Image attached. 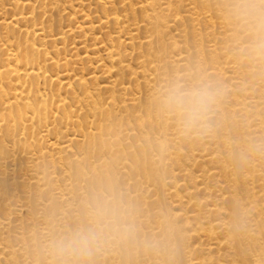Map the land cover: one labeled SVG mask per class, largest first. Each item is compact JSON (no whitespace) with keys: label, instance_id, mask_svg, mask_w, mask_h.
Instances as JSON below:
<instances>
[{"label":"bare ground","instance_id":"6f19581e","mask_svg":"<svg viewBox=\"0 0 264 264\" xmlns=\"http://www.w3.org/2000/svg\"><path fill=\"white\" fill-rule=\"evenodd\" d=\"M8 1H11V0H8ZM224 1L225 0H223V2ZM15 2H14V4H15ZM103 3H105V2H103ZM224 3H226V1ZM167 4L169 6L168 2H167ZM21 5L22 4H20V6ZM30 7H31V5H30ZM158 8L165 9V10L169 9L166 6H163V2L160 0H146L145 1V11H146L145 12V19H142V21L144 22V26L148 30H151V32L148 35V39H147L148 43H151L153 40L163 41L166 38V35H168L166 29L169 30L172 28V21L176 22V18L171 19L170 18L171 16L168 17L167 13L158 11L157 10ZM20 9H21V7L18 8V10H20ZM201 9L203 10V8H201ZM223 9L224 8H222V10ZM109 10H110V8H109ZM169 12H171V10ZM195 12H197V11H195ZM223 12H224V10H223ZM29 13H30V8H29ZM200 13H201V11H200ZM200 13L198 14L199 16H200ZM19 14L20 15L14 19H11L9 21L4 20L2 22L4 24V27H5L4 29L7 32V35H6V33H4L7 36V38L3 39V37H2V39H1L2 45L0 43V47L2 46V48L4 50H6V52H4V54L6 53V57L0 58V159L2 160V163H3V161L4 162L7 161L8 163L10 162L11 165L13 164L14 167L17 166L16 168H13V165L12 166L10 165L14 169V170L10 169L11 171L13 170L14 175L15 174H20V175L22 174L25 177L21 178L22 175L21 176L15 175L13 178H11L12 181L9 178L7 180L6 176H3V174H2V173H4V174L6 173V169L5 170L2 169L1 166H3V164L0 165V203H1V201L4 202L6 200H9L8 203H6V204L4 202L5 208H9V211L6 210L4 213L7 212V214H5V216H3V217H1L3 214L0 215V233L1 232L3 234L6 233V235L3 236V240L5 242H3V240L1 239L2 243H4L3 247H2L4 250L2 252V248H0L1 252H2V254L0 253L2 255V256H0V260L3 258V260L5 259V262L7 260L6 263H8V260H10L12 262V264H22V263H20L21 261L17 258V256L20 257L22 254L20 256L16 255L15 249L17 248V246L12 245V242H10L11 240L9 238L11 236L8 233L10 230L11 223H16V221L13 222V219L11 218V215H10L12 213L13 207L16 206V205H13V203H12V197L19 195V194H24L25 196H27L29 198L32 196L31 199L35 198V201L36 200L38 201V202L36 201V203H39L43 199L42 195L44 194V196L46 197L45 193H47V194L49 193V195L47 196L48 198H46L47 202H46V204L43 203L45 206L43 209H41L44 217L41 218L42 214H40V217H38V218L36 217V219L41 218V220H45L43 225L40 224L41 223L40 220H39L40 223L36 222L37 225L35 224V222L30 224L31 226L29 225V223H28V225H26L27 224L26 221H29L27 219H33V213L34 212L32 213V218H31L30 212H32V211H30L29 212L30 215L28 216L27 219L22 218L23 221L26 220V221H24V223H26L25 225L30 227V228L27 229L26 226L24 225V223L23 224L21 223V225L16 223L17 224V225L15 224L16 227L14 226L15 228H18V229L20 228L21 237L23 236L22 238H24L25 235L29 234L30 240L34 239V241H33L34 243L39 242V245L42 246L41 252L44 253V257H43V255H40L43 253H39L36 250H35L36 252H31L30 254H28L29 253L28 251L30 249H31V251L34 250V249H32L34 243H31V241L29 242L28 238H27L28 243L26 241H24L23 243L19 242L21 245H23V246H20L21 247L20 250L23 249V251H25V252L27 251V254H28L27 256H25L26 262L24 260H22V261H24V264H39L40 263L39 255L43 257V263L42 264H52L51 258L49 256H47L44 252V241L53 235L70 231V228L67 226V224H65L66 223L65 221H67L66 219L71 214H72L71 218H73V216H74V218L76 217L74 222H75V224H77V227L84 224L86 221V212L88 210V208H86L87 198L90 197L94 201L95 198L99 195H105V196H109V197L115 196V197H118L119 199L125 198L127 200V202L129 203L128 207L130 209L132 219L136 220L137 218L139 219V217L144 218V220H146V222H148V224H149V225L147 224L149 226V228L147 227L146 229H148L150 233L148 231H147V233L151 234L154 239H156L155 237H159L158 235H162L164 237V238H162L163 240L161 239V248L159 251H152L151 250L154 254L152 255V253L150 252L151 253L150 257H147V256L144 257L142 255L143 256V260H142L143 264H194V262H195V264H199V263L201 264L202 262H203V264H233V263L240 264L243 260H247V258L252 261V264H264V217L260 216V214L264 210V206H262L263 201H261L263 199L257 200V194H256L257 192L254 190L255 186L253 185L254 184L253 182H255L253 180H255V179H254V175H253L252 169H251V166L254 167V162H255V164H257V163L255 160L256 158H255L254 154H248V153L244 152V149L249 144V142L253 141L250 139H246L247 137L245 138V136H247L248 134L250 135L249 131L251 132L250 128L252 126L255 125L254 126L255 129H256V127H259V129H257V131H255V130L254 131L258 132L259 135L262 137V138H259L260 140L261 139L264 140V120L262 118V117H264V104L262 106L261 105L262 103H259L257 100H254V99L249 100L247 102V99L245 98L246 101H240V100H238V97H236L235 90H233V88H232L231 89L232 91L231 90L230 91L233 93V95H231V96H233L234 98L231 99V97L228 96L230 98H228L229 100L228 101L226 100L227 101L226 102V101L222 100L221 97H219V102L215 106L214 110L212 111V113L210 115L209 123L211 124V131L208 132L209 134L208 133L207 134H208V137L210 136L209 140H212L213 145L215 144L216 147L213 150L212 157H210V158L208 157V159H210V161H207V160L206 161L207 162L215 161L217 163H220V166L218 165L219 166L218 169H220L221 175L224 178L222 181H220V180L219 181L224 183L223 185H224L225 189L227 188L226 191L229 194L228 200L231 202V205L227 206L226 204H224L225 201H223V202L219 201L221 203L216 202L214 204L215 201L213 200L214 202L210 201V203L211 204L213 203V205L216 206V208L219 212V215H220V213H222V211H224L223 214H225V213H226V215L230 214L231 216H234V218L232 217L233 219H237V220L239 219L243 223L240 222L239 224H234L233 221L230 223V220L227 223V221L222 218L226 222L223 223L224 225L222 224L223 225L222 227L220 226V224H218V226H220L221 228L224 227V229H226L224 231L227 234L226 240L223 239L225 237V234L223 232H221V233H223V235H224L223 236L220 233V231L218 233H220L222 235V238L219 235H217V238L220 237L221 241L224 240L227 242V243L224 242V244L225 243H226V245L228 244L225 257L222 254V256H216V258H214V259L213 258L209 259L210 256H208L207 254L209 252H211L212 249L214 248V246L212 248V245H211L208 248L207 254L205 253V256L206 255L208 256V259H207V257H203L202 262H200L199 257H202V255L198 254L199 256H197L196 255L197 253H196L195 254L197 256L196 258H198V261H199V263H196L197 259L194 261L190 255H187V253L190 252V250L193 251L192 249H190V247L195 246L197 244V241L193 240L194 245L190 246L189 243H191V240H189V239L193 238V237H194V239L199 238L198 242L201 243L200 242L201 238L204 237V240H205V236H206L207 240H205V241H209L208 239L212 238V236H214V234L216 233L215 228L217 227V225H214V223L210 224V221H208L209 219L207 217L205 218V212L207 213V211H205V210H207L206 208L203 210V211H205L203 213H202L201 208H197V205H195L196 211L192 210V212L188 211V210H184V208H183L185 206L184 204L187 203V202H185L186 198L182 195V194H184L183 191H182L183 193L181 195H180V192L178 193V191L183 189V188L185 190L188 189L187 190L188 193L186 194L187 198L188 197L189 198L194 197L197 194H199V192L201 191L200 188L198 187L199 183L204 182V181H199L197 175H194L193 173H191L190 170H188L187 168L182 167L183 162L188 163L187 161H190V160H191V162L193 161V164H194V160H192V159H195V157L197 156V154L194 152V149L191 150V148H190V150H188V152H184L183 145L181 143V141H183L184 139H187V137H190L191 133H184L180 129H178V130L176 129V132L173 133V137L170 138L167 135L168 134L167 130L171 126L168 119L171 116L168 117V115H166L167 118H166V116L163 117V115H162L163 110L160 111V107H159L160 104H159L158 96H160L162 94V92L168 87V85H166V83H164L165 87H160L159 89L155 88L157 90V92H156L157 96L151 98V100H150V102L154 103L155 105L153 106L152 104H149L148 108H145L144 110H142L141 107L129 108L128 104L125 102H123L120 105H116L118 102H120V101L115 99L117 97L116 95H110L109 100L107 102H105L101 99L100 95L91 92L89 90V87L86 85V82L83 81L81 78H78L77 80H74L71 82L70 81L64 82L63 81L64 75L62 77L60 74H53L50 72L48 73V66L52 67L53 64L59 65L58 64L59 60L53 59L52 64L43 63V60L40 59V57L43 56L44 57L43 59H48V58H45L47 55V52H48L47 49L42 47V45H36L35 43L31 42L29 36H28V39H26L24 41H16V40L12 41V39L16 37V31H18L17 30L18 27L15 26V23H18L22 20H26V21L28 20L29 21L27 16H24L22 12ZM170 14H172V13H170ZM222 15H220V17ZM118 16H121V15H118ZM118 16L114 15L113 20L116 23H123ZM207 17H209V16H206V18ZM224 19H226V20H224L225 25L230 24L226 17H224ZM126 21H127V18H126ZM194 21H196V20H194ZM212 21L214 22V19ZM0 22H1V20H0ZM31 22H33L32 19H31ZM211 25H212V23H211ZM114 26H115V24H114ZM86 29L88 30L90 28L87 27ZM116 29H118V28H116ZM25 30H26V28L23 30V32ZM83 30H85V29H83ZM127 30H129V28ZM181 30H180V32H181ZM204 30L205 29H203V31ZM206 30H207V28H206ZM0 31H2V30H0ZM123 31H125V30L123 29ZM27 32L32 36L38 35L37 29L27 30ZM131 32L132 31H130V33ZM210 32H209V35H211ZM43 33H44V31H43ZM128 33H129V31H128ZM212 33H213V31H212ZM199 34H200V32H199ZM212 35H215V34H212ZM234 35H236V34H234ZM119 36H118V38H119ZM178 36H180V35H178ZM229 36H231V35H229ZM135 37H136V35H135ZM145 38H147V37H145ZM185 38L186 37H184V39ZM237 38L240 39V37H237ZM112 40H115V39H112ZM168 40H169V38H168ZM181 41H183V40L174 38L173 43H172L174 48L178 49L177 47L180 46L179 44ZM192 41L194 44V45H192L193 46L192 49H194V51L196 52L195 54L200 55V54L204 53V46H202V44H200V43H197L196 40L192 39ZM222 41H224V38ZM232 41H234V40H232ZM237 41L238 40H236V43H237ZM238 42L240 43L241 41H238ZM116 43H115V45H116ZM139 43L140 42H138V46H140ZM190 43H191V41H190ZM241 43H243V42H241ZM121 44H122V42H121ZM169 44H170V46H172L171 43H169ZM216 44H217V42H216ZM160 45L156 48L153 47V49H152V52H154L153 55H155L156 57H159L162 55L165 56L166 47L164 45H161V46ZM184 45L187 48V45L185 42H184ZM131 46L134 47V45H131ZM135 46H137V45H135ZM147 46L149 49V46H151V44L146 45V47ZM208 46H206V47H208ZM214 46H215V44H214ZM237 46H239V45H237ZM209 47H211V46H209ZM59 49H61V47ZM187 50H185V52ZM121 51H122V49H121ZM219 51H220V48H219ZM138 52H142V50L138 51ZM147 52H148V50H147ZM209 52L211 54V61L214 62L215 64L217 63V65L211 66L209 64L208 66H211V67H206L204 65L205 63L203 61H200L197 63L199 74L200 73L205 74L204 76L206 77V74H210V72H211L213 74L218 75V77H220V78L223 77L224 79H226L225 74L227 71L229 72V70H228V67L226 68V66L221 65V58L223 56L221 58H219L221 55H219V52H217L216 46H215V48H210ZM49 53H48V55H49ZM116 53H119V52H116ZM116 53H114L115 55H113V53H112L108 57V60L109 59L111 60V57H112V63L115 61V64L118 62V65H119L120 61H117L118 58L115 59L113 57V56L118 55ZM239 53H237V54H239ZM222 55H224V53H222ZM51 56H52V54H51ZM179 56H180V54H179ZM186 57L187 56H185V58ZM197 57H199V56H197ZM208 57H210V56H208ZM149 58H151V57H149ZM123 59H125V58H123ZM159 59H160V57H159ZM194 59H195V57H194ZM71 61H72V59H71ZM153 61H156V60H153ZM153 61H151V62H153ZM182 61H183V59H181L180 62H182ZM186 61H189V59H186ZM240 61H241V59H240ZM172 62H174V61L172 60ZM223 62H224V60H223ZM140 63L143 65L142 62H140ZM42 64L43 65L46 64V67H44V69H42ZM69 64H71V63H69ZM110 64H111V61H110ZM193 64H195L194 61H193ZM126 65L127 64H125V67H126ZM129 66L131 67V65H129ZM146 66L148 67L149 63H148V65L146 64ZM161 66L159 65L160 70H163V67H161ZM262 66H264V65H262ZM262 66H261V68H262ZM259 67L260 66L258 65V68ZM131 68H130V70L133 71V68L132 69ZM144 68H146V67H144ZM68 69H69V67H68ZM152 69L153 70L157 69V63L154 65V67H152ZM121 70H122V68H121ZM188 70H190V69H188ZM252 71H253V69H252ZM114 72H117V71H114ZM134 72H135V70H134ZM230 72H231V70H230ZM121 73H122V71H121ZM164 73H165V71H164ZM191 73L187 72V74H185V75H187V76L189 75V77H190ZM255 73H257V72L255 71ZM260 73H262V72L261 71L259 72V75L261 76ZM82 74H84L83 70H82ZM85 74L88 75L87 73H85ZM128 74H130V71ZM143 74L148 75V76L152 75L150 73L145 74L144 71H143ZM162 74H160V75H162ZM166 74H167V72H166ZM248 75L249 74H247V77H249ZM119 76H122V75H119ZM157 76H159V75H157ZM171 76H173L176 81H179L180 79L182 81V78L180 77L181 75L178 71H176L175 74H172ZM187 76H186V78H187ZM237 76L234 75V77L239 78ZM169 77H170V75H167V79H169ZM200 77H201V75H200ZM205 77H204V79H205ZM247 77H246V80H247ZM72 78H73V76H72ZM217 78H216V80H217ZM240 78H242V77H240ZM93 79H92V81H93ZM151 79H153V78H151ZM164 79L166 80V76ZM173 79H172V81H173ZM41 80L43 82L49 84V86H48L49 91L46 93L44 92V90H46V89H44L45 87L43 86L44 87L43 92L45 93V96L40 93V90H39L40 86L38 88L39 81H41ZM228 80H230V79H228ZM262 80L264 82V75H263ZM159 81L161 82V80H159ZM205 81H207V80H205ZM36 82H37V86L35 85ZM110 82H112V81H110ZM165 82H167V81H165ZM240 82L241 81H239L236 84L234 82L235 86H233V87L234 88L238 87V89H239V86H240L239 84H241L242 85L241 90L246 91V86L244 85V82H241V83ZM219 83L221 84L220 81H219ZM96 85H98V84H96ZM121 85H123V84H121ZM252 85H254V84H252ZM222 86L223 85H221V87ZM262 86H264V84H262ZM109 87H111V86H109ZM112 87L115 88L116 84L113 83ZM112 87L110 89H112ZM129 87H130V85H129ZM154 87H156V86H154ZM121 88L122 87L120 86L119 91H121ZM229 88H231V87H229ZM62 89H64V91ZM225 89H226V87H225ZM227 89H226V91H227ZM145 90H147V89H145ZM119 91H118V93H119ZM135 91H138V90H135ZM259 91L261 92V89ZM38 92L40 93V95H43V96L39 97ZM41 92H42V90H41ZM69 92L71 94H69ZM224 92L225 91L220 90L221 94ZM236 92H238V91H236ZM238 93H237V95H238ZM120 94H123V90H122V93H120ZM243 94L244 93H242V95ZM153 95H155V94H153ZM146 96H148V95H146ZM262 97L260 99L264 98V97L263 98ZM119 98H117V99H119ZM123 98H124V94H123ZM224 98L226 99V97H224ZM104 100H106V97L104 98ZM126 100H127V98H126ZM146 101H147V99H146ZM138 103H137V106H138ZM228 103H230V104H228ZM263 103H264V101H263ZM109 104L111 106L110 108L108 107ZM237 105H239V106H237ZM112 106L119 108L120 112L119 111L114 112L113 111L114 108ZM248 106L255 108V110L253 109L254 111L252 113H253L254 117H258V121L253 120L254 124H253V122L251 123L252 120L251 121L248 120V117H251L250 116L251 113H249L250 111H248ZM79 110L81 111L80 113L77 112ZM135 111H138V112L135 113ZM237 112H240V113L242 112L241 114L245 115L244 118L248 121V123L246 125L247 129L245 128L246 130L243 129L245 126L244 127L241 126V128L243 127L242 129L244 131H246V133H242L241 132L242 129H239L240 128L239 125L242 124L240 122L243 121L244 119L240 120V122H239V119H242L241 118L242 115L240 114L241 117L239 116L240 118L238 117L239 118L238 119L237 118ZM137 113H139V114H137ZM175 125H176V123H175ZM69 126L71 127V130H72V132H70V133L68 132ZM176 126H174V127H176ZM238 126H239V128H238ZM254 127H253V129H254ZM64 128L66 129L65 132H63ZM43 131H46L48 134L53 133L55 139L52 142H47L45 140L46 138L44 139ZM172 131H173V129H172ZM252 133L254 134V132H252ZM194 134H195V132H194ZM207 134L205 135V137H207ZM193 137H197V135L193 136ZM204 138L202 139L203 142H204ZM250 138H251V136H250ZM193 139H195V138H193ZM49 140H52V139H49ZM189 140H190V138L188 139V141ZM191 141L193 143L194 142L196 143L197 140L196 141L191 140ZM200 141H201V137L199 138L198 142H200ZM205 141H206V139H205ZM203 142H201V143L203 144ZM207 142H204V143L207 144ZM63 143H65V144L62 145ZM208 145H210V144H208ZM211 146H212V143H211ZM188 147H190V146H188ZM192 147H193V145H192ZM199 147H201V146H199ZM201 150H202V148H201ZM209 151H211V150L209 149ZM208 152H207V154L210 153V152L209 153ZM185 153H186V158L183 159L182 156H184ZM202 157H203V155H202ZM258 157H257V159H258ZM197 160H199V159H197ZM206 161H204V162H206ZM259 161H260V163H262L261 159ZM4 166H3V168H4ZM185 166H187V165H185ZM260 166H262V165H260ZM167 167L168 168L170 167V172L167 176H164V172L162 173L161 168L165 169ZM17 168L19 171H22L21 169H23V172L17 171ZM58 169H59V171L61 170L60 177H62V175H63V177L65 178V176H66L67 179H69V181L63 183L62 180L59 179V176L52 175V173H56L58 171ZM204 169L206 170L205 167H204ZM263 170L264 169H262V171ZM187 171H189V172H187ZM209 171L207 170V171H205V173L206 172L210 173ZM197 172H199V170ZM62 173H64V174H62ZM201 173H203V172H201ZM219 173L220 172H218V174H217L218 176H219ZM9 175H10V173H9ZM207 175L204 174V178ZM11 176H12V174H11ZM120 176H123V183L121 185H120V180H119ZM181 176L185 177V178L189 177L186 179L192 180L191 186H187L186 183L181 182V181H180L181 182L180 183L179 178ZM256 176H258V175H256ZM209 177H210V175H209ZM212 177H214V176H212ZM259 177H264V176L260 175ZM64 178H63V181H64ZM166 178L168 180H170L172 189H169L170 187L168 189L165 188L163 182ZM31 179H33V180H31ZM59 180H61L62 183H60ZM150 180H152L151 183H149ZM153 181H154V183H153ZM161 181H162V188L160 187ZM213 182H214V180H213ZM152 183H153V186H151ZM168 184H170V183H168ZM217 184L220 185L221 183H217ZM130 185L134 186V188H135V190L133 192L129 191ZM201 185H202V183H201ZM211 185H213V184H211ZM223 185L221 187H219V189L222 188ZM259 185H258V189H260ZM214 188L215 187H213L212 189H214ZM262 188H264V187L262 186L261 189ZM155 189H157L158 192H154V191H157ZM84 190H86V191L84 192ZM161 190H162V199L158 200V198L160 196H158L159 194H157V193H159ZM214 190H218V188H215ZM203 191H204V189H203ZM203 191H201L202 194H203ZM260 191H258V192H260ZM216 192H218V191H216ZM211 193L212 192H210V194ZM206 194L208 195L209 193L207 192ZM210 194L208 196H211ZM175 195L177 197L174 199V202H175V204H174V202L172 200H169V199L173 196L175 197ZM258 195H259V193H258ZM204 196H205V193H204ZM215 196H216V194L214 191V195L211 197L214 198ZM222 196L223 195H221L220 197H222ZM262 196H263V194H262ZM36 197H39V198L41 197L40 198L41 200H38V198H36ZM29 198H27V202H28ZM167 198H168V200H167ZM207 198H209V197H206V200H207ZM263 198H264V196H263ZM14 199L17 201L19 199V201H20V198H18V197H15ZM46 199L44 198V200H46ZM24 200L25 199L23 197V200L21 199V203ZM194 200H195V198H194ZM215 200L217 201V199H215ZM190 201H188V203H187L188 205H189ZM204 201L202 199L203 203H204ZM259 201L261 204L259 203ZM14 202L16 203V201H14ZM27 202H26V204H27ZM42 202H41V204H42ZM127 202L125 201L123 203L125 204ZM90 203H92V202H90ZM128 203H127V205H128ZM156 203H158L157 204L158 206H159V203H160V206H162L161 204H163V206H164L163 209H161L162 207L161 208L158 207V210H153V209L157 208V207L152 208V206H155ZM200 203H201V201H200ZM19 204H20V202H19ZM39 204H38V206L40 208L41 204L40 205ZM190 204H198V202L197 203H190ZM12 205H13V207H11ZM24 205L25 204H23L21 206H24ZM80 205L84 206V208H85V210L83 211V214H81L79 212L75 213V211H77L76 210L77 207H79ZM213 205L210 206V207H213V210H211L210 207L208 206L209 212L214 211ZM35 206H37V205L35 204ZM38 206H37V211H39ZM88 206H89V204H88ZM199 206H201V205H199ZM25 207H26V209L29 208L27 206H25ZM41 207H42V205H41ZM192 208H194V207L192 206ZM202 208H204V207H202ZM31 209L34 210L35 207H34V209L33 208H31ZM16 210L14 212H16ZM190 210H191V208H190ZM0 211H1V208H0ZM215 212H217V211H215ZM18 213L16 212V214H18ZM14 214H12V215H14ZM219 215H218V217L221 220V217H220L221 215L220 216ZM16 216L14 217V220H17V219H15V218H17ZM213 216H215V215H213ZM213 216H212V218H213ZM227 217H229V216H226L225 218L228 219ZM219 218H216V219H219ZM36 219H35V221H37ZM138 219H137V221H140ZM213 219H215V218H213ZM213 219L211 221H213ZM152 220H154V222H153L154 225H152L150 227V225L152 224L151 223ZM205 220H207L208 225H210L208 228H207L208 225L206 224ZM223 220H221V221H223ZM215 221L216 220H214V222ZM29 222L31 223V221H29ZM138 223L139 222H137V225H138ZM217 223H219V222H217ZM217 223H215V224H217ZM135 224H136V222H135ZM137 227H140L138 229L139 230L138 232L139 233H140V231L143 232V235L145 236L146 232L143 231V229L141 230L142 223H141V226L139 223V226H137ZM145 227L146 226H143L144 230H145ZM220 227H218V228H220ZM218 228H216V229L218 230ZM17 232H19V230L16 231V233ZM16 235L18 236L19 234H16ZM140 235H142V234H140ZM148 236H150V235H148ZM21 237L19 236V238H21ZM149 238H151V236ZM215 238H216V236H215ZM217 238H216V240H217ZM213 239H214V237H213ZM176 240H179V243H177ZM187 240H189L190 242L189 241L187 242ZM218 241H219V239H218ZM199 243H198V245H199ZM207 244H208V242H207ZM188 245H189V250L187 248V249H185L187 251L184 252L185 258L182 261H179V259H178L179 252L177 254L176 251L179 249L180 246L184 249V248L188 247ZM30 246H32V248H30ZM131 246H133V245L132 244L130 246H128V244L110 245V246L100 250L99 252H97L91 258L90 264H94L95 260L98 256L102 257L101 259L97 260V261H100L103 259L104 262H102V264H141V262L136 258L137 254H135V250H137V249L132 250V251H134V254H135L134 255L133 252H131V249H129V247H131ZM135 246H137V244ZM206 246L207 245L202 246V247H206ZM14 247H16V248L14 249ZM36 247H38V246L36 245ZM137 247H134V248H137ZM199 248H201V247L199 246ZM162 249L164 250V252H162ZM165 249H168V252L165 251ZM215 249L212 252H215ZM224 249L225 248H223V251H224ZM202 250H204V248H202ZM206 250H204V252H206ZM147 251L145 249L144 254ZM198 251H199V249H198ZM212 252H211V254H215ZM150 253H147V254H150ZM199 253L202 254V252H199ZM142 256H140V257H142ZM123 257H124V259H123ZM223 260H225L224 263H223ZM1 262H3V261H1ZM41 262H42V260H41ZM99 263H101V262H99Z\"/></svg>","mask_w":264,"mask_h":264},{"label":"rangeland","instance_id":"374dc122","mask_svg":"<svg viewBox=\"0 0 264 264\" xmlns=\"http://www.w3.org/2000/svg\"><path fill=\"white\" fill-rule=\"evenodd\" d=\"M16 1V2H15ZM22 1V2H21ZM145 1L146 0H11V1H8V0H0V20H1V22H0V30H2V31H0V43H1V45H2V41H1V39H2V37H3V39L5 38H7V32L5 31V27H4V24L2 23L4 20H6V21H9V20H11V19H14V18H16V17H18L20 14L19 13H23V15L24 16H27V18L29 19V21L27 20H22V21H20V22H18V23H15V26L16 27H18V31H16V39L15 38H13L12 39V41H24V40H26V39H28V36H29V38H30V41L31 42H33V43H35L36 45H42V47H44V48H46L47 49V55H46V57L45 58H48V59H43L44 57L43 56H41L40 57V59H42L43 60V63H46V64H52L53 62H52V60L53 59H58L59 61H58V64L59 65H52V67H50V66H48V73L50 72V73H53V74H60L62 77H63V75H64V79H63V81L64 82H68V81H74V80H77L78 78H81L83 81H85L86 82V85L89 87V90L91 91V92H93V93H95V94H98V95H100V97H101V99L103 100V101H105V102H107L108 100H109V96L110 95H116L117 97L115 98L116 100H118V101H120V102H118L116 105H120V104H122L123 102H125V103H127L128 104V106H129V108H133V107H141L142 108V110H144L145 108H148V106H149V104H152L153 106L155 105L154 103H151L150 102V100H151V98H153V97H156L157 96V90L155 89V88H157V89H159L160 87H165V85H164V83H166V85H168L169 86V84L171 85L172 83H174V82H182L183 84H185L186 86H190V85H192L193 83H195V82H198L199 80L200 81H205V80H207L208 82H211L213 85H215V86H218V88H219V90H221V91H225L224 93H220V97L222 98V100H224V101H228L229 99L228 98H230L231 97V99H233L234 97L233 96H231V95H233V93L231 92L232 90V88H233V90H235V93H236V97H238V100H240V101H246V99H247V102L249 101V100H257L259 103H262L261 105L263 106V101H264V86H262V84H264V82H263V75H264V66H262V65H259L260 67L258 68V65H255V64H253L252 62H250L249 60H247L242 54H241V49H242V46L246 43V38L245 37H243V36H241V35H239L236 31H235V29H234V27L231 25V24H228V25H225V21L224 20H226V19H224V17H226L225 16V14H224V12H223V10H222V8H224V6H225V4L226 3H224L223 2V0L221 1V0H160V1H162L163 2V6H166V7H168L169 9H167V10H165V9H161V8H158L157 10L158 11H161V12H165V13H167L168 14V17H170L171 19H174V18H176V22H173L172 21V28L171 29H169V30H167L166 29V31H167V34L168 35H166V38L163 40V41H160V40H153L151 43H148L147 42V39H148V35H149V33L151 32V30H148L145 26H144V22L142 21V19H145ZM172 1V2H171ZM205 1V2H204ZM8 2V3H7ZM14 2H15V4H14ZM103 2H105V3H103ZM167 2L169 3V6H168V4H167ZM176 2V3H175ZM11 3V4H10ZM20 4H22L21 6H20ZM174 4V5H173ZM30 5H31V7H30ZM102 5V6H101ZM100 6V7H99ZM208 8H207V7ZM21 7V9L20 10H18V8H20ZM28 7V8H27ZM143 7V8H142ZM193 7V8H192ZM29 8H30V13H29ZM109 8H110V10H109ZM201 8H203V10L201 9ZM41 9V10H40ZM92 9V10H91ZM105 9V10H104ZM129 9V10H128ZM183 9V10H182ZM171 10V12H169ZM18 11V12H17ZM104 11V12H103ZM110 11V12H109ZM195 11H197V12H195ZM200 11H201V13H200ZM26 12V13H25ZM204 12V13H203ZM18 13V14H17ZM36 13V14H35ZM41 13V14H40ZM141 13V14H140ZM143 13V14H142ZM170 13H172V14H170ZM200 13V16L198 15ZM210 13V14H209ZM27 14V15H26ZM131 14V15H130ZM223 14V15H222ZM33 15V16H32ZM114 15H121V16H118L120 19H121V21L123 22V23H116L114 20H113V16ZM175 15V16H174ZM211 15V16H210ZM220 15H222L221 17H220ZM124 16V17H123ZM206 16H209V17H207L206 18ZM107 17V18H106ZM188 17V18H187ZM197 17V18H196ZM205 17V18H204ZM47 18V19H46ZM126 18H127V21H126ZM31 19L33 20V22H31ZM123 19V20H122ZM182 19V20H181ZM196 20V21H194V20ZM214 19V22L212 21ZM191 20V21H190ZM38 21V22H37ZM60 21V22H59ZM126 21V22H125ZM112 22V23H111ZM115 22V23H114ZM115 24V26H114V24ZM210 23V24H209ZM211 23H212V25H211ZM108 24V25H107ZM128 24V25H127ZM174 24V25H173ZM183 24V25H182ZM20 25V26H19ZM119 25V26H118ZM196 25V26H195ZM205 25V26H204ZM208 25V26H207ZM137 26V27H136ZM185 26V27H184ZM195 26V27H194ZM199 26V27H198ZM211 28H210V27ZM90 28V29H86V28ZM194 27V28H193ZM203 27V28H202ZM26 28V32L24 31L23 32V30ZM116 28H118V29H116ZM129 28V30H127ZM134 30H133V29ZM146 28V29H145ZM184 28V29H183ZM206 28H207V30H206ZM229 30H228V29ZM31 29H37V31H38V35L37 36H32V35H30L28 32H27V30H31ZM61 29V30H60ZM82 29V30H81ZM83 29H85V30H83ZM123 29L125 30V31H123ZM137 29V30H136ZM173 29V30H172ZM182 29V30H181ZM203 29H205L204 31H203ZM233 29V30H232ZM40 30V31H39ZM60 30V31H59ZM180 30H181V32H180ZM43 31H44V33H43ZM118 31V32H117ZM128 31H129V33H128ZM130 31H132L131 33H130ZM148 31V32H147ZM211 31V32H210ZM212 31H213V33H212ZM68 32V33H67ZM183 32V33H182ZM191 32V33H190ZM193 32V33H192ZM199 32H200V34H199ZM209 32H210V34L211 35H209ZM4 33H6V35L4 34ZM42 33V34H41ZM66 33V34H65ZM71 33V34H70ZM135 33V34H134ZM224 33V34H223ZM234 33V34H236V35H232V34ZM118 34V35H117ZM198 34V35H197ZM212 34H215V35H212ZM2 35V36H1ZM23 35V36H22ZM120 35V36H119ZM123 35V36H122ZM131 35V36H130ZM135 35H136V37H135ZM178 35H180V36H178ZM183 35V36H182ZM197 35V36H196ZM229 35H231V36H229ZM53 36V37H52ZM111 36V37H110ZM118 36H119V38H118ZM131 38H130V37ZM147 37V38H145V37ZM208 36V37H207ZM215 36V37H214ZM224 36V37H223ZM240 37V39H238L237 37ZM93 39H92V38ZM136 39H135V38ZM184 37H186L185 39H184ZM200 37V38H199ZM214 37V38H213ZM224 38V41H222L223 40V38ZM226 37V38H225ZM234 37V38H233ZM110 38V39H109ZM117 38V39H116ZM129 38V39H128ZM168 38H169V40H168ZM174 38H177V39H180V40H183V41H181L180 42V46H178L177 48L178 49H176V48H174V46L172 45V43H173V39ZM213 38V39H212ZM233 38V39H232ZM244 38V39H243ZM59 39V40H58ZM90 39V40H89ZM95 39V40H94ZM112 39H115V40H112ZM192 39L193 40H196L197 41V43H200V44H202V46H204V53H202V54H200V55H197V54H195L196 52L194 51V49H192L193 48V46L192 45H194L193 44V41H192ZM202 41H201V40ZM234 40V41H232V40ZM185 40V41H184ZM188 40V41H187ZM214 40V41H213ZM230 40V41H229ZM236 40H238V41H241V42H243V43H239L238 41H237V43H236ZM39 41V42H38ZM115 41V42H114ZM118 41V42H117ZM120 41V42H119ZM190 41H191V43H190ZM220 41V42H219ZM222 41V42H221ZM232 41V42H231ZM117 42V43H116ZM121 42H122V44H121ZM133 42V43H132ZM138 42H140L139 43V45L140 46H138ZM162 42V43H161ZM184 42L186 43V45H187V48H186V46L184 45ZM216 42H217V44H216ZM226 42V43H225ZM110 45H109V44ZM114 43V44H113ZM115 43H116V45H115ZM164 43V44H163ZM169 43H171V45L172 46H170V44ZM119 44V45H118ZM150 45L151 44V46H149V49H148V46L146 47V45ZM164 45L165 47H166V53H165V56L164 55H162V56H159L160 57V59H159V57H156L155 55H153L154 54V52H152V49H153V47L154 48H156V47H158L159 45ZM213 44V45H212ZM214 44H215V46H216V49H217V52H219V55H221L219 58H221L222 56L224 57H222L221 58V65H224V66H226V68L228 67V70H229V72L227 71L226 72V74H225V78L226 79H224L223 77H218V75H216V74H213V73H211L210 72V74H206V77L204 76L205 74H202V73H200L199 74V72H198V62H200V61H203L205 64V66L206 67H211L212 65L214 66V65H217V63L215 64L214 62H212L211 61V54H210V52H209V49L210 48H215V46H214ZM50 45V46H49ZM131 47H129V46ZM131 45H134V47L133 46H131ZM135 45H137V46H135ZM160 45V46H161ZM211 46V47H209V46ZM225 47H224V46ZM237 45H239V46H237ZM109 46V47H108ZM118 46V47H117ZM206 46H208V47H206ZM222 46V47H221ZM235 46V47H234ZM61 47V49H59ZM172 47V48H171ZM113 48V49H112ZM139 48V49H138ZM181 50H180V49ZM219 48H220V51H219ZM222 48V49H221ZM121 49H122V51H121ZM142 50V52H138V51H141ZM184 49V50H183ZM188 49V50H187ZM147 50H148V52H147ZM185 50H187L186 52H185ZM56 51V52H55ZM115 51V52H114ZM4 52H6V50H4L3 48H2V46L0 47V58H2V57H6V53L4 54ZM50 52V53H49ZM110 52V53H109ZM116 52H119V53H116ZM227 52V53H226ZM240 52V53H239ZM48 53H49V55H48ZM113 53V55H115L114 53H116V54H118V55H116V56H113L115 59H117V61H120L119 62V65H118V62L115 64V61L112 63V57H111V64H110V61L108 60V57L111 55ZM150 55H149V54ZM209 53V54H208ZM222 53H224V55H222ZM237 53H239V54H237ZM51 54H52V56H51ZM109 54V55H108ZM148 54V55H147ZM179 54H180V56H179ZM195 54V55H194ZM147 55V56H146ZM182 55V56H181ZM151 57V58H149V57ZM167 56V57H166ZM185 56H187L186 58H185ZM197 56H199V57H197ZM208 56H210V57H208ZM240 58H239V57ZM125 58V59H123V58ZM156 59H155V58ZM193 57V58H192ZM194 57H195V59H194ZM202 57V58H201ZM149 58V59H148ZM158 58V59H157ZM197 58V59H196ZM65 59V60H64ZM71 59H72V61H71ZM144 59V60H143ZM156 60V61H153V60ZM181 59H183V61L182 62H180L181 61ZM185 59V60H184ZM186 59H189V61H186ZM240 59H241V61H240ZM243 59V60H242ZM124 60V61H123ZM143 60V61H142ZM172 60L174 61V62H172ZM199 60V61H198ZM223 60H224V62H223ZM127 61V62H126ZM151 61H153V62H151ZM193 61L195 62V64H193ZM238 61V62H237ZM240 61V62H239ZM140 62H142L143 63V65L140 63ZM159 62V63H158ZM211 62V63H210ZM69 63H71V64H69ZM148 63H149V66L147 67L146 66V64L148 65ZM157 63V69L156 70H153L152 69V67H154V65ZM213 63V64H212ZM46 64H42V69H44V67H46ZM113 64V65H112ZM125 64H127L126 65V67H125ZM211 65V66H208V65ZM241 64V65H240ZM116 65V66H115ZM129 65H131V67L133 68V71L132 70H130V66ZM159 65L161 66V67H163V70L165 71V73H164V71L163 70H160V67H159ZM110 66V67H109ZM122 66V67H121ZM141 66V67H140ZM146 67V68H144V67ZM180 66V67H179ZM261 66H262V68H261ZM62 69H61V68ZM68 67H69V69H68ZM231 67V68H230ZM68 70H67V69ZM82 68V69H81ZM97 68V69H96ZM121 68H122V70H121ZM131 68V69H132ZM165 68V69H164ZM261 68V69H260ZM46 69V68H45ZM111 69V70H110ZM141 69V70H140ZM148 69V70H147ZM182 69V70H181ZM188 69H190V70H188ZM252 69H253V71H252ZM82 70H83V73L84 74H82ZM130 71V74H128L129 73V71ZM134 70H135V72L137 73H135L134 72ZM154 72H153V71ZM230 70H231V72H230ZM243 70V71H242ZM246 70V71H245ZM262 72V73H260L261 74V76L259 75V72L260 71ZM22 71V70H21ZM114 71H117V72H114ZM120 71V72H119ZM121 71H122V73H121ZM143 71H144V73L145 74H147V73H150V74H152V75H144L143 74ZM149 71V72H148ZM173 71V72H172ZM176 71H178L179 73H180V77L182 78V81H181V79L179 80V81H176L175 80V78L173 77V76H171L172 74H175V72ZM181 71V72H180ZM241 71V72H240ZM250 71V72H249ZM255 71L257 72V73H255ZM153 72V73H152ZM157 72V73H156ZM160 72V73H159ZM166 72H167V74H166ZM170 72V73H169ZM187 72L188 73H191V75H190V77H189V75L187 76V75H185V74H187ZM85 73H87L88 75H86ZM164 75H163V74ZM160 74H162V75H160ZM166 74V75H165ZM247 74H249L248 76L249 77H247ZM258 74V75H257ZM94 75V76H93ZM119 75H122V76H119ZM157 75H159V76H157ZM167 75H170V77H169V79H167ZM200 75H201V77H200ZM211 75V76H210ZM213 75V76H212ZM216 75V76H215ZM234 75L235 76H237V77H239V78H236V77H234ZM67 76V77H66ZM69 76V77H68ZM72 76H73V78H72ZM154 76V77H153ZM165 76H166V80L164 79L165 78ZM186 76H187V78H186ZM162 77V78H161ZM189 77V78H188ZM197 77V78H196ZM204 77H205V79H204ZM215 77V78H214ZM218 77V78H217ZM240 77H242V78H240ZM246 77H247V80H246ZM94 78V79H93ZM98 78V79H97ZM151 78H153V79H151ZM174 78V79H173ZM195 80H194V79ZM216 78H217V80H216ZM220 78V79H219ZM91 79V80H90ZM92 79H93V81H92ZM158 79V80H157ZM172 79H173V81H172ZM228 79H230V80H228ZM250 79V80H249ZM90 80V81H89ZM95 80V81H94ZM155 80V81H154ZM159 80H161V82L159 81ZM163 80V81H162ZM167 81V82H165V81ZM171 80V81H170ZM222 80V81H221ZM98 81V82H97ZM110 81H112V82H110ZM120 81V82H119ZM153 81V82H152ZM219 81L221 82V84L219 83ZM235 82V84L236 83H238L239 81H241V82H244V85L246 86V91H243V90H241L242 89V85L241 84H239L240 86H239V89H238V87L237 88H234L233 86H235V84H234V82ZM127 84H126V83ZM147 82V83H146ZM240 82V83H241ZM111 85H110V84ZM113 83H115L116 84V87L115 88H113L112 87V85H113ZM159 83V84H158ZM224 83V84H223ZM96 84H98V85H96ZM122 87L121 88V91H119L120 90V86ZM121 84H123V85H121ZM148 84V85H147ZM250 84V85H249ZM252 84H254V85H252ZM36 86H37V82H36V84H35ZM126 87H125V86ZM129 85H130V87H129ZM153 85V86H152ZM221 85H223L222 87H221ZM261 85V86H260ZM39 86H40V88H39ZM45 88H44V87ZM48 86H49V84L48 83H45V82H43L42 80L41 81H39V84H38V88H39V90H40V93L41 94H43L44 96H45V93L46 92H48L49 90H48ZM106 86V87H105ZM109 86H111L112 87V89H110L111 87H109ZM154 86H156V87H154ZM226 87V89H227V91H226V89H225V87ZM124 87V88H123ZM224 87V88H223ZM229 87H231V88H229ZM251 87V88H250ZM260 87V88H259ZM46 89V90H44V89ZM150 88V89H149ZM152 88V89H151ZM154 88V89H153ZM254 88V89H253ZM125 89V90H124ZM131 89V90H130ZM138 90V91H135V90ZM145 89H147V90H145ZM256 89V90H255ZM261 89V92L259 91V90ZM41 90H42V92H41ZM43 90H44V92H43ZM63 91H64V89H62ZM105 90V91H104ZM108 90V91H107ZM116 90V91H115ZM122 90H123V94H124V98H123V94H120V93H122ZM231 90V91H230ZM118 91H119V93H118ZM147 91V92H146ZM231 93H230V92ZM236 91H238V92H236ZM130 92V93H129ZM140 92V93H139ZM144 92V93H143ZM150 92V93H149ZM247 92V93H246ZM40 93L38 92V95H39V97H41V96H43V95H40ZM129 93V94H128ZM237 93H238V95H237ZM242 93H244L243 95H242ZM246 93V94H245ZM69 94H71L70 92H69ZM135 94V95H134ZM137 94V95H136ZM153 94H155V95H153ZM226 94V95H225ZM126 95V96H125ZM131 95V96H130ZM146 95H148V96H146ZM247 95V96H246ZM121 96V97H120ZM161 96V95H160ZM160 96H158V98L160 99ZM228 96H230V97H228ZM263 96V97H262ZM106 97V100H104V98ZM121 99H120V98ZM148 97V98H147ZM224 97H226V99L224 98ZM263 98V99H260V98ZM117 98H119V99H117ZM126 98H127V100H126ZM246 98V99H245ZM123 99V100H122ZM130 99V100H129ZM146 99H147V101H146ZM230 99V100H231ZM242 99V100H241ZM245 99V100H244ZM101 100V101H102ZM226 101V102H227ZM139 102V103H138ZM137 103H138V106H137ZM136 106H135V105ZM228 104H230V103H228ZM146 105V106H145ZM260 105V106H261ZM144 106V107H143ZM237 106H239V105H237ZM236 106V107H237ZM261 106V107H262ZM108 107L110 108L111 106H110V104L108 105ZM113 108H114V112L115 111H119L120 112V109L119 108H117V107H115V106H112ZM159 107H160V105H159ZM255 110V108L254 107H250V106H248V111H250L249 113H251V117H248V120L249 121H251V123L253 122V124H254V121L253 120H257L258 121V117H254V115H253V111ZM160 111H162V109H161V107H160ZM78 113H80L81 111L79 110V111H77ZM136 112H138V111H135V113ZM165 113V114H164ZM242 113V112H241ZM240 112H237V118L240 116V114H241ZM83 114V113H82ZM137 114H139V113H137ZM162 115H163V117H165L166 115H168V117H170L169 119H168V121L170 122V127H169V129L167 130V135H168V137H173V133H175L176 132V129L178 130V129H180L179 128V125H177L178 124V121H177V119L175 118V117H173L172 115H170V114H168V113H166V112H164V111H162ZM242 115V114H241ZM241 117V116H240ZM239 117V118H240ZM245 117V115H242V119H239V122H240V120H243V121H241L240 123H242L241 125H239L240 126V128H239V126H238V128L239 129H242L244 126V128L243 129H245L247 126V123H248V121L244 118ZM166 118H167V116H166ZM174 118V119H173ZM256 118V119H255ZM263 118V120H264V117H262ZM174 121V122H173ZM246 124H245V123ZM175 123H176V125L178 126H176L175 125ZM176 126V127H174V126ZM241 126H243L242 128H241ZM255 126V125H254ZM254 126H252L251 128H250V130H251V132L249 131V133H250V135L248 134L247 136H245V138L246 139H250V140H253V141H261V140H263V139H259V138H262L260 135H259V133L258 132H255V131H257V129H259V127H256V129H255V127ZM174 127V128H173ZM253 127H254V129H253ZM42 129V128H41ZM172 129H173V131H172ZM242 129V133H246V131H244ZM247 129V128H246ZM245 129V130H246ZM65 128L63 129V132H65ZM253 130V131H252ZM255 130V131H254ZM169 131V132H168ZM69 133L70 132H72V130H71V127L69 126V131H68ZM252 132H254V134L252 133ZM170 133V134H169ZM203 132H195V134L194 133H191V136L190 137H187V139H184L183 141H181V143H182V145H183V150H184V152H188V150H190V148H191V150L192 149H194V152L197 154V156L195 157V159H192V160H194V164H193V161L191 162V160L190 161H187L188 163H184L183 162V166L182 167H184V168H187L188 170H190V172L191 173H193L194 175H197L198 176V180L199 181H204V182H200L199 183V185H198V187L200 188V190L201 191H203V189H204V191H203V194H202V192L200 191L199 192V194H197L196 196H194V197H191V198H187V196H186V194L188 193L187 192V190L188 189H181V190H179L178 191V193L180 192V195L184 192V194H182L185 198H186V200H185V202H187L188 203V201H190L189 202V205L187 204V203H185L183 206V208H184V210H188V211H191L192 212V210H195L196 211V208H195V205H197V208H201L202 209V213L203 212H205V211H207V213L205 212V218L207 217L209 220L208 221H210V224H213L214 223V225H217V227L216 228H218V227H222L224 224L223 223H225L226 221H227V223H228V221L230 220V223L233 221L234 222V224H239L240 222H242L241 220H237V219H233L234 218V216H231L230 214L229 215H226V213L225 214H223L224 213V211H222V213H220V215H219V212H218V210H217V208H216V206H214L213 205V203L211 204L210 203V201H213L214 202V204L216 203V202H219V201H221V202H223V201H225V203L224 204H226L227 206H230L231 205V202L228 200V197H229V194H228V192L226 191L227 190V188L225 189V187H224V183H222V182H220V181H222L223 180V176L221 175V171H220V169H218L219 168V166H220V163H217V162H215V161H211V162H207V161H210V159H208V157L210 158V157H212V153H213V150H214V148L216 147L215 146V144L213 145V142H212V140H209L210 138V136L208 137V132H204L203 134H202ZM208 133V134H207ZM256 133V134H255ZM43 134H44V139L47 141V142H52L55 138H54V135H53V133H47L46 131H43ZM200 134V135H199ZM207 134V137H205V135ZM253 134V135H252ZM170 135V136H169ZM197 135V137H193V136H196ZM201 137V141L200 142H198V140H199V136ZM204 135V136H203ZM260 137H259V136ZM249 136V137H248ZM250 136H251V138H250ZM53 137V138H52ZM192 137V138H191ZM205 137V138H204ZM190 138V140L188 141V139ZM193 138H195V139H193ZM204 138V142H207V144L206 143H204L203 142V139ZM49 139H52V140H49ZM205 139H206V141H205ZM191 140H193V141H196V143L194 142H192ZM201 142H203V144L201 143ZM185 143V144H184ZM187 143V144H186ZM211 143H212V146H211ZM65 143H63L62 145H64ZM202 144V145H201ZM208 144H210V145H208ZM192 145H193V147H192ZM205 145V146H204ZM188 146H190V147H188ZM199 146H201V147H198ZM198 148V149H197ZM201 148H202V150H201ZM211 150V151H209V149ZM213 148V149H212ZM210 153H209V152ZM207 152L209 153V154H207ZM201 153V154H200ZM202 155H203V157H202ZM255 155V160H256V163L258 164H255V162H254V167L253 166H251V169H252V173H253V175H254V179L255 180H253V181H255V182H253L254 184V186H255V191L257 192L256 194H257V200L259 199V200H261V199H263V200H261V201H263L264 202V198H263V196H264V188H262L261 189V187L263 186L264 187V177H259L260 175L262 176H264V170L262 171V169H264V154H254ZM263 155V156H262ZM259 156V157H258ZM257 157H258V159L260 160L261 159V162L262 163H260V161L257 159ZM182 158L183 159H185L186 158V153L184 154V156H182ZM206 158V159H205ZM197 159H199V160H197ZM207 160V161H206ZM254 160V161H255ZM200 161V162H199ZM204 161H206V162H204ZM258 161V162H257ZM192 164H191V163ZM7 163V164H6ZM30 163V162H29ZM211 163V164H210ZM1 164H3V166H4V168H3V166H1L2 167V169H6V173L4 174V173H2L3 174V176H6V178H7V180H8V178L9 179H11V178H13L15 175H17V176H21L20 174H13V168H16V167H14V165H13V168L11 167L12 165L10 164V162L8 163L7 161H3V163H2V160L0 159V165ZM199 164V165H198ZM203 164V165H202ZM214 164V165H213ZM11 165V166H10ZM185 165H187V166H185ZM191 165V166H190ZM219 165V166H218ZM260 165H262V166H260ZM178 166V165H177ZM190 166V167H189ZM218 166V167H217ZM256 166V167H255ZM10 167V168H9ZM204 167L206 168V170L204 169ZM216 167V168H215ZM9 168V169H8ZM168 168V167H167ZM167 168H165V169H162L161 168V170H162V173L164 172V176H167L168 174H169V172H170V167L167 169ZM209 168V169H208ZM262 168V169H261ZM10 169H13L12 171L10 170ZM261 169V170H260ZM22 171H19L18 170V168H17V171H19V172H23V169H21ZM164 170V171H163ZM199 170V172H197ZM209 171L210 173H205V171ZM168 171V172H167ZM220 172L219 173V176L217 175L218 174V172ZM263 173H262V172ZM8 172V173H7ZM18 172V173H19ZM60 172H61V170L59 171V169H58V171L56 172V173H52V175H56V176H59V179H61L62 180V182L64 183V182H67V181H69V179H67V177L65 176V178L63 177V175H62V177H60ZM187 172H189V171H187ZM201 172H203V173H201ZM255 172V173H254ZM9 173H10V175H9ZM17 173V172H16ZM261 173V174H260ZM11 174H12V176H11ZM62 174H64V173H62ZM204 174L205 175H207L205 178H204ZM213 174V175H212ZM9 175V176H8ZM203 175V176H202ZM209 175H210V177H209ZM256 175H258V176H256ZM16 176V177H17ZM202 176V177H201ZM212 176H214V177H212ZM24 178L25 176H21V178ZM30 177V176H29ZM28 177V178H29ZM182 177V176H181ZM179 178V182L181 181V182H184V183H186L187 184V186H191V184H192V180H189V179H186V178H189V177H182V178ZM63 178H64V181H63ZM257 178V179H256ZM66 179V180H65ZM203 179V180H202ZM216 179V180H215ZM31 180H33V179H31ZM61 180H59V182L60 183H62L61 182ZM119 180H120V185L123 183V176H120L119 177ZM213 180H214V182H213ZM220 180V181H219ZM11 181H12V179H11ZM151 181L152 180H150L149 181V183H151ZM216 181V182H215ZM219 181V182H218ZM180 182V183H181ZM257 182V183H256ZM153 183H154V181H153ZM153 183H152V185L151 186H153ZM164 186H165V188H169V189H172V186H171V182H170V180H168L167 178L164 180ZM167 183V184H166ZM168 183H170V184H168ZM201 183H202V185H201ZM204 183V184H203ZM217 183H221L220 185H218ZM210 184V185H209ZM211 184H213V185H211ZM217 184V185H216ZM260 184V185H259ZM262 184V185H261ZM223 185V187L222 188H220L219 189V187H221ZM258 185H259V188L260 189H258ZM203 186V187H202ZM217 186V187H216ZM160 187L162 188V181H161V185H160ZM159 187V188H160ZM202 187V188H201ZM213 187H215V188H218V190H214V189H212ZM130 189H129V191H131V192H133L134 190H135V188H134V186H131L130 185V187H129ZM224 188V189H223ZM206 189V190H205ZM32 190V189H31ZM78 190V189H77ZM155 190H157V189H155ZM209 190V191H208ZM262 192H261V191ZM81 191V190H80ZM86 190H84V192H85ZM183 191V192H182ZM186 191V192H185ZM214 191H215V194H216V196L214 197V198H212L211 196H213L214 195ZM216 191H218V192H216ZM258 191H260V192H258ZM154 192H158V190L157 191H154ZM209 193L210 194V192H212L210 195L211 196H208L206 193ZM220 192V193H219ZM87 193V192H86ZM204 193H205V196L206 197H209V198H207V200H206V197L204 196ZM222 193V194H221ZM258 193H259V195H258ZM157 194H159L158 196H160L159 198H158V200L160 199H162V190L159 192V193H157ZM213 194V195H212ZM262 194H263V196H262ZM24 194H19V195H16V196H14V197H12V203H13V205H16V206H14L13 207V205L11 206V207H13V209H12V213L10 214L11 215V218L13 219V222L14 221H16V223L17 224H20L21 225V223L23 224L24 223V221H26V220H24L23 221V219H27L28 218V216L30 215L29 214V212L30 211H32V212H30L31 213V218H32V213H33V219H27V220H29V221H31V223L29 222V221H26V223H24V225L26 224V225H28V223H29V225L30 224H32L33 222H35V224L37 225V223H40V224H42L43 225V223H44V221L45 220H41V218L42 217H44L43 216V212L41 211V209H43L44 208V204L43 203H45L46 204V202H47V199L46 198H48L47 196L49 195V193L47 194V193H45V195H46V197L44 196V194L42 195V200L39 198V197H36V198H38V200H41L39 203L41 204V202H42V207H41V205L39 204V203H36V201H35V198H33V199H31V197L29 198V197H27V196H23ZM218 195V196H217ZM221 195H223L222 197H220ZM89 196V195H88ZM157 196V197H158ZM203 196V197H202ZM15 197H18V198H20V201H19V199H18V201L17 200H15L14 198ZM23 197H24V203L23 204H25L24 206H21V205H23L22 203H21V199L23 200ZM26 197V198H25ZM177 196L175 195V197L173 196V197H171L169 200H172L173 202H174V199L176 198ZM205 197V198H204ZM217 197V198H216ZM262 197V198H261ZM27 198H29L28 199V202H27ZM44 198L46 199V200H44ZM90 197H88L87 198V200H86V208H88L90 205H91V203L90 202H93V200L90 198ZM194 198H195V200H194ZM221 198V199H220ZM17 199V198H16ZM189 199V200H188ZM202 199H203V201H204V203L202 202ZM215 199H217V201L215 200ZM219 199V200H218ZM123 202H127V200L125 199V198H122L121 199ZM167 200H168V198H167ZM194 200V201H193ZM199 200V201H198ZM8 201L9 200H6V201H4L5 202V204L6 203H8ZM14 201H16V203L14 202ZM88 201V202H87ZM196 201V202H195ZM200 201H201V203H200ZM4 202L3 201H1V203H0V208H1V211H0V215H2L1 217H3V216H5V214H7V212L6 213H4L6 210L7 211H9V208H5V204H4ZM18 202V203H17ZM19 202H20V204H19ZM26 202H27V204H26ZM38 202V201H37ZM171 202V201H170ZM198 202V204H190V203H197ZM206 202V203H205ZM221 202H219V203H221ZM262 202V206H264V203ZM15 203V204H14ZM29 203V204H28ZM89 204V206H88V204ZM128 203V202H127ZM127 203H125L126 205H127ZM259 203H260V201H259ZM2 204V205H1ZM18 204V205H17ZM35 204L38 206V204L40 205V208H39V206H38V210L39 211H37V206H35ZM158 203H156L155 204V206H152V208L154 207V208H156V209H153V210H158V207L159 208H161V209H163V204H161L162 206H160V203H159V206L157 205ZM174 204H175V202H174ZM187 204V205H186ZM207 206H206V205ZM261 204V203H260ZM4 205V206H3ZM29 205V206H28ZM199 205H201V206H199ZM214 206V213L212 212V211H208V209H209V207L210 206ZM25 206H27V207H29V208H27L26 209V207ZM33 206V207H32ZM127 206H129V203H128V205ZM189 206V207H188ZM192 206L194 207V208H192ZM209 206V207H208ZM34 207H35V209H34ZM81 207V208H80ZM187 207V208H186ZM202 207H204V208H202ZM208 207V208H207ZM17 210H16V209ZM31 208H33L34 210H32ZM189 208V209H188ZM190 208H191V210H190ZM207 209V210H205V211H203L204 209ZM4 209V210H3ZM16 210V212L19 214H16V212H14L15 210ZM210 209L211 210H213V207H210ZM77 211H75V213H77V212H79V213H81V214H83V211L85 210V208H84V206H79V207H77V209H76ZM215 211H217V212H215ZM220 211V212H221ZM42 212V213H41ZM15 213V214H14ZM39 215H38V214ZM210 213V214H209ZM12 214H14V215H12ZM22 214V215H21ZM40 214H42V216H41V218H39V219H36V217L38 218V217H40ZM221 217V220H226V221H221L220 220V218L218 217V215ZM17 215V216H16ZM207 215V216H206ZM213 215H215V216H213ZM217 215V216H216ZM229 216V217H227L228 219H226L225 217L226 216ZM17 217V218H15V219H17V220H14V217ZM212 216H213V218H215V219H213L212 218ZM224 216V217H223ZM260 216L261 217H264V210H263V212L260 214ZM72 217V214L66 219L67 221H65L66 223L65 224H67V226L70 228V230H72V229H75V228H77V224H75V222H74V220H75V218H74V216H73V218H71ZM233 217V218H232ZM23 218V219H22ZM30 218V217H29ZM37 220V221H35V219ZM216 218H219V219H216ZM223 218V219H222ZM231 218V219H230ZM21 219V220H20ZM44 219V218H43ZM73 219V220H72ZM138 219V218H137ZM137 219L136 220H134V222H136V225H137V222H139L140 223V226H141V223H142V228H141V230L143 229V231H145L146 233H145V236L143 235V232H141L140 231V233H139V236L141 237L142 236V238L143 237H150L151 236V238H153V236L151 235V234H149L150 232H149V230L148 229H146L147 227L149 228V224H148V222H146V220H144V218H142V217H139V219L138 220H140V221H137ZM213 219V221H211ZM39 220H40V222H39ZM69 220V221H68ZM214 220H216L215 222H214ZM206 221V224L208 225V221L207 220H205ZM37 222V223H36ZM69 222V223H68ZM72 222V223H71ZM154 220H152L151 221V225H150V227L152 226V225H154ZM217 222H219V223H217ZM221 222V223H220ZM16 223H11V226H10V230H9V235L11 236V237H9L10 238V242H12V245H14V246H17V248L16 247H14V249L16 250V255H21L20 257H18L17 256V258L21 261L20 263H22V264H24V261H25V259H26V257L25 256H27L28 254H30L31 252H39V253H43V252H41L42 251V246L41 245H39V242H37V243H34L33 241H34V239H32V240H30L29 238V234L28 235H25L24 236V238H22L21 237V234H20V228L18 229V228H15L16 227ZM71 223V224H70ZM139 223H138V225L137 226H139ZM215 223H217V224H215ZM243 223V222H242ZM16 224V225H15ZM70 224V225H69ZM145 224V225H144ZM148 224V225H147ZM218 224H220V226H218ZM223 224V225H222ZM25 225V226H26ZM73 225V226H72ZM206 225V226H207ZM13 226V227H12ZM15 226V227H14ZM31 226V225H30ZM143 226H146L145 227V230H144V228H143ZM210 225H208L207 226V228L209 227ZM72 227V228H71ZM220 227V228H221ZM26 228L28 229V228H30V227H28V226H26ZM138 229L140 228V227H137ZM215 228V234H214V236H212V238H209L208 240L209 241H205V240H207V238H206V236H205V240H204V237H200L201 238V240H200V242L201 243H199L198 242V240H199V238H195L194 239V237L193 238H190L189 240H191V243H189V245L190 246H192V245H194V241L193 240H196L197 241V246L195 245V246H192V247H190V249H192L193 251H191L190 250V252H188L187 253V255H190L192 258H193V260L195 261L196 259V263H199V261L200 262H202V258L203 257H207V259H208V256H210L209 257V259L210 258H216V256H222V254H223V256L225 257V255H226V249H227V245H226V241H224V240H226V233L224 232L226 229H224V227L223 228H218V230ZM13 229V230H12ZM223 229V230H222ZM19 230V232H17L16 233V231H18ZM139 231V230H138ZM147 231L149 232V233H147ZM220 231V233L221 232H223L224 234H225V237L223 238L224 240L223 241H221V238H222V235H223V233H218ZM19 234L18 236L16 235V234ZM26 234V233H25ZM140 234H142V235H140ZM4 235H6V233L5 234H3L2 232L0 233V248H2L3 247V244L4 243H2V241H1V239L3 240V236ZM15 235V236H14ZM148 235H150V236H148ZM217 235H219L218 237L219 238H217ZM19 236L21 237V238H19ZM159 237H155L157 240H159V241H161V239L162 238H164L162 235H158ZM215 236H216V238H217V240H216V238H215ZM224 236V235H223ZM213 237H214V239H213ZM16 238V239H15ZM29 240H28V239ZM159 238V239H158ZM20 239H24L23 241L21 240H18ZM218 239H219V241H218ZM30 242L31 241V243H34V245H33V248H32V246H30V248H32V249H34V250H32L31 251V249L28 251L29 253L27 254V251L25 252V251H23V249L22 250H20V246H23V245H21L20 243L22 242H24V241H26L27 243H28V241ZM163 240V239H162ZM189 240H187V242L189 241ZM204 240V241H203ZM216 240V241H215ZM3 242H5L4 240H3ZM18 242V243H17ZM20 242V243H19ZM176 242L177 243H179V240H176ZM190 242V241H189ZM207 242H208V244H207ZM216 242V243H215ZM218 242V243H217ZM224 242H226L225 244H224ZM15 243V244H14ZM198 243H199V245H198ZM203 243V244H202ZM223 243V244H222ZM11 244V243H10ZM17 244V245H16ZM30 244V243H29ZM217 246H215V245ZM220 244V245H219ZM36 245L38 246V247H36ZM131 244H128V246H130ZM133 246H131V247H129V249H131V252H133V254H134V251H132V250H134V249H137V250H135V254H137V259L141 262V264H143L142 262V260H143V256L144 257H150L151 256V253H152V255L154 254L151 250H146L147 252L144 254V251H145V249L144 248H142L141 246L139 247V245H137V246H135L134 244H132ZM189 245H188V247H186V248H182L181 246L179 247V249L176 251V253L178 254V252H179V254H178V259H179V261H182L184 258H185V251H187V250H185V249H187L188 248V250H189ZM205 245H207L206 247H202V246H205ZM212 245V248H213V246H214V248L212 249V251H214V249H215V252H212V253H217L216 255L215 254H211V252H209L208 254H207V252H208V248L210 247ZM199 246L201 247V248H199ZM134 247H137V248H134ZM198 247V248H197ZM41 248V249H40ZM142 248V249H141ZM197 248V249H196ZM202 248H204V250H206V252H204V250H202ZM223 248H225L224 249V251H223ZM38 249V250H37ZM195 249V250H194ZM198 249H199V251H198ZM201 249V250H200ZM219 249V250H218ZM3 248H2V252H3ZM20 250V251H19ZM36 250V251H35ZM165 251H167L168 252V249H165ZM2 252H1V249H0V253L2 254ZM151 252V253H150ZM162 252H164V250L162 249ZM166 252V253H167ZM195 252V253H194ZM199 252H202V254L201 253H199ZM220 252V253H219ZM223 252V253H222ZM25 255H24V254ZM147 253H150V254H147ZM197 253V254H196ZM205 253L208 255H206L205 256ZM0 254V256H2ZM134 254V255H135ZM171 254V253H170ZM176 254V255H177ZM199 256V255H202V257H199V261H198V258H196L197 256ZM199 254V255H198ZM40 255H43V257H44V253L43 254H40ZM39 255V260H40V263L42 264L43 263V257L42 256H40ZM139 255V256H138ZM143 255V256H142ZM149 255V256H148ZM213 255V256H212ZM23 256V257H22ZM140 256H142V257H140ZM212 256V257H211ZM22 257V258H21ZM102 257L101 256H98L97 258H96V260H95V263L94 264H102V262H104L103 261V259L102 260H100V261H97V260H99V259H101ZM152 258V257H151ZM123 259H124V257H123ZM242 259V258H241ZM22 260H24V261H22ZM41 260H42V262H41ZM1 261H3V262H1ZM224 261L225 260H223V263H224ZM6 262H7V260H6ZM5 262V259L3 260V258L0 260V264H5L6 263ZM26 262V261H25ZM99 262H101V263H99ZM39 263V264H40ZM6 264H12V262L10 261V260H8V263H6ZM194 264H195V262H194ZM200 264V263H199ZM201 264H203V262L201 263ZM233 264H235V263H233ZM240 264H252V261L250 260V259H248L247 258V260H243Z\"/></svg>","mask_w":264,"mask_h":264},{"label":"clouds","instance_id":"9594fccd","mask_svg":"<svg viewBox=\"0 0 264 264\" xmlns=\"http://www.w3.org/2000/svg\"><path fill=\"white\" fill-rule=\"evenodd\" d=\"M224 14L246 38L241 54L255 65H264V0H226ZM219 97V88L211 82L190 86L174 82L162 92L159 104L177 119L182 132H210V115ZM244 152L264 154V140L249 142ZM113 244H137L152 251L161 248V241L139 236L130 209L121 199L99 195L88 207L85 223L47 238L44 252L52 264H90L97 252Z\"/></svg>","mask_w":264,"mask_h":264}]
</instances>
